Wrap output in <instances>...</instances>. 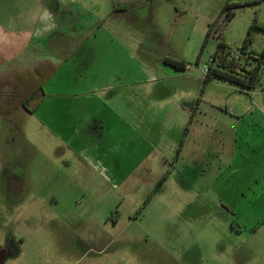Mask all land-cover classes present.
<instances>
[{"label": "rangeland", "instance_id": "rangeland-1", "mask_svg": "<svg viewBox=\"0 0 264 264\" xmlns=\"http://www.w3.org/2000/svg\"><path fill=\"white\" fill-rule=\"evenodd\" d=\"M24 1L16 0L17 6ZM114 2L132 7L107 20L105 14L83 40L88 48L127 39L118 62L91 65L84 82L74 69L83 53L73 49L70 64L56 61L57 76L47 80L35 113L20 109L5 126L0 123V245L9 252L6 264H241L236 251L246 248L255 256L258 234L264 233L255 234L256 196L250 194L253 205L238 207L233 217L219 206L213 187L233 186L239 178L240 172L226 183V171L215 173L225 164L223 151L236 150L235 166L242 162L254 174L264 172V66L252 90L216 77L206 82L205 68L221 40L237 54L252 24L262 29L248 50L264 51V0ZM229 12L234 17L227 21ZM103 24L121 30L103 34ZM169 61H183L186 68L176 70ZM112 71L119 83L105 90ZM84 83L95 91L89 110L106 126L98 152L110 172L102 176L84 175L72 158L84 137L71 131L79 115L66 108L84 106ZM238 109L252 111L241 117ZM180 153L194 158L183 168ZM253 153L259 160L252 162ZM206 155L216 156L211 165ZM262 184H252L254 192ZM33 203L35 210L26 209Z\"/></svg>", "mask_w": 264, "mask_h": 264}, {"label": "crops", "instance_id": "crops-1", "mask_svg": "<svg viewBox=\"0 0 264 264\" xmlns=\"http://www.w3.org/2000/svg\"><path fill=\"white\" fill-rule=\"evenodd\" d=\"M114 1L115 0H25L19 8L16 4V0H0V71L11 61H18L24 64L36 58H48L54 62L58 60L65 62L64 60H67L66 57L71 55V51L77 49L76 54L81 51L83 55H80L81 61L80 59L77 61L74 69H77V73L79 72V75L76 77L81 78L84 76L85 82L91 65H97V62L98 65H104L105 61L110 63L118 62L120 57L125 54L122 50L124 49V51H126L125 46H127V39L123 38V40H119V38H115L104 41L105 44H88L89 52L88 48H86L87 44L84 45V43H88V41L84 42L83 40L84 36L96 27L97 23L103 19L102 17H104L105 14H107V20L108 17L113 18L116 14L118 15V13H121V15L125 14L132 7L130 4L125 3L115 4ZM106 20H103L102 23H104V21L106 22ZM104 24L103 28L102 26V29L100 28L103 34H114V30H121L118 26L104 27ZM129 29L130 28H123L122 32L127 33ZM81 35H83L82 39L78 40L77 38H81ZM98 35L99 32L97 36ZM74 41H76L75 47L73 44ZM117 41H121L122 43L118 44L116 43ZM119 45L121 46L118 47ZM130 46L131 44L129 43L128 47ZM117 52H119L120 55H118ZM70 62L71 57L70 60L65 62V65L70 64ZM115 75H117V72L112 71L111 83H105L103 85L105 90H112L114 89L113 84L116 83V81L119 83V77L114 79ZM56 76L57 74L54 77ZM100 77L103 79L105 77L102 71L100 72ZM84 87L86 89L84 90V106L82 104L80 106L66 108L72 109V111H70L72 115H76L77 113L79 115L78 118L74 116L76 123H72L71 131L80 132L84 137V145L82 144L78 150H74L72 158L75 156L74 162L78 163L82 167V170L84 169V175L100 176L101 173H104V170L110 172L105 168L106 157L98 152L100 146L107 138L105 137L106 126L104 119L94 116L87 106V100L95 91L87 88L86 83H84ZM20 109L23 108L14 111L8 120L13 115L17 114ZM257 110L262 113V109ZM251 111L252 109H244V111L238 109L237 112L235 111L234 113L237 116L243 117ZM8 120L5 122L0 121L1 125L5 126L4 124H6ZM211 145L212 144H210L209 147ZM249 146L250 144L246 141V147L248 148ZM261 147L264 148V143L261 144ZM221 153L225 155L223 159L225 164L220 165L215 173L218 175L226 171V183L227 179L236 178L238 172L240 173L235 185L219 188L213 187V193H215V195L217 193L220 196L219 206L232 216L234 215V210L238 207L239 209H246L248 205H253L250 194L256 196L255 207L257 210L256 217H258V223L255 234H258L261 229H264V184L255 192L253 190L254 186L251 185L254 184L255 186H259V184L264 183V172L254 174L255 171L250 172L249 169H246L248 165L244 166L242 162V166H235L236 150L234 152L230 151V153L227 152L226 154L224 151ZM206 156H208V163L211 165V161H214L216 156ZM248 156L249 155H247V158ZM190 158L194 159L188 155L186 157L181 153L179 154L178 161L179 164L182 165V168L185 167V160H189ZM251 158L253 159L252 162L254 160H259V156H256L254 153ZM204 169L203 167L202 170ZM84 189L88 188L84 186ZM181 191L184 193L185 190L181 188ZM217 197L218 196H216V198ZM189 205L190 203L182 202L180 206L187 207ZM213 205L217 206V203ZM34 207L35 205L33 203L26 206V209L33 208L35 210ZM244 222L243 220L240 223ZM258 240L260 244L257 247L255 256L246 248H244V251H242V249L241 251H236V255L240 257L241 264L247 263L250 259H255L258 264H264V233L258 234ZM241 248H243V246H241ZM85 250L86 252L84 255H88L91 248L88 247ZM232 251L230 254L233 253ZM236 257L237 256H235V259Z\"/></svg>", "mask_w": 264, "mask_h": 264}, {"label": "trees", "instance_id": "trees-1", "mask_svg": "<svg viewBox=\"0 0 264 264\" xmlns=\"http://www.w3.org/2000/svg\"><path fill=\"white\" fill-rule=\"evenodd\" d=\"M233 8L227 5L226 8ZM234 13H226V20L230 21ZM262 29L257 24L249 27L248 35L244 39L239 52L231 54L227 45L221 40L217 44L211 64L205 74L206 82L213 78L227 80L241 89L252 90L260 79V70L264 66V51L257 54L248 48L253 42L256 31ZM212 32L210 26L203 41L202 50ZM201 50V52H202ZM68 58V57H66ZM176 70H184L183 61H169ZM59 64L48 58H36L24 64L18 61L9 62L0 71V121L5 122L19 108L33 114L41 105L44 86L55 75Z\"/></svg>", "mask_w": 264, "mask_h": 264}, {"label": "flooded vegetation", "instance_id": "flooded-vegetation-1", "mask_svg": "<svg viewBox=\"0 0 264 264\" xmlns=\"http://www.w3.org/2000/svg\"><path fill=\"white\" fill-rule=\"evenodd\" d=\"M8 256H9V252L7 248L0 245V264H6Z\"/></svg>", "mask_w": 264, "mask_h": 264}, {"label": "built area", "instance_id": "built-area-1", "mask_svg": "<svg viewBox=\"0 0 264 264\" xmlns=\"http://www.w3.org/2000/svg\"><path fill=\"white\" fill-rule=\"evenodd\" d=\"M205 69H206V72H207V67Z\"/></svg>", "mask_w": 264, "mask_h": 264}]
</instances>
